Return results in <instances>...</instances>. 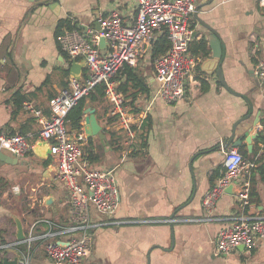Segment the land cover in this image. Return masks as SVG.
Returning a JSON list of instances; mask_svg holds the SVG:
<instances>
[{
	"label": "crops",
	"instance_id": "crops-1",
	"mask_svg": "<svg viewBox=\"0 0 264 264\" xmlns=\"http://www.w3.org/2000/svg\"><path fill=\"white\" fill-rule=\"evenodd\" d=\"M137 2L0 0V132L28 134L32 146L40 140V122L23 108V102H31L48 118L55 96L72 78V59L65 57L56 38L60 20L69 19L80 30L85 25L97 30L99 19L112 10H118L125 21L133 20ZM197 7L189 20L194 32L189 53L198 64L186 97L174 104L151 101L157 84L150 46L137 64L149 92L138 93L133 100L116 88L128 99L126 105L136 113L140 128L145 124L140 129L145 136L141 151L136 138L127 141L124 131L108 115L111 104L106 97L96 95L84 103L83 110H94L104 134L102 139L86 135L84 146L91 144L98 161L90 162L86 157L84 161L96 169L114 168L120 197L115 218L140 220V224L96 229L84 264H264V239L257 240L250 252L238 247L228 254L214 253L219 230L231 217L242 213L237 187L218 199L215 216L224 219L182 221L204 217L202 198L224 171L226 148L222 145L232 135L234 125V139L242 138L237 147L246 151L241 178L250 181V192L255 193L243 211L250 216L264 215V147L256 140L263 125L264 84L253 73L256 62L264 60V8L258 0H196ZM65 29L61 27V32ZM209 29L219 35V47L224 49L221 69L227 88L233 92L214 72L208 74L201 67L212 54ZM201 39L206 41L207 50L199 54L195 45ZM219 47L215 45L214 49ZM85 73L83 67L81 77ZM115 81L118 87L120 81ZM17 94L23 97L19 105L15 102ZM69 122V130L76 132ZM81 125L84 130V113ZM249 126L251 152L243 136ZM109 130L116 134L111 137ZM18 159L17 164L0 160V209L17 211L24 224L39 216L67 223V193L50 164V156L43 159L31 150ZM17 183H26L27 195L22 198L18 197L22 190ZM6 192L15 201L9 210L4 208L2 198ZM48 199L51 201L46 204ZM167 218L178 220L161 221ZM11 224L15 234V221ZM31 263L52 264L41 250Z\"/></svg>",
	"mask_w": 264,
	"mask_h": 264
},
{
	"label": "built area",
	"instance_id": "built-area-1",
	"mask_svg": "<svg viewBox=\"0 0 264 264\" xmlns=\"http://www.w3.org/2000/svg\"><path fill=\"white\" fill-rule=\"evenodd\" d=\"M264 8V0H258ZM196 0H138L134 19L125 21L118 10H112L99 19V29L78 26L65 29L57 35V42L69 59L82 58L85 76L71 78L53 100L48 118L31 102H23L40 122L39 138L49 144L50 164L56 177L65 187L66 203L70 208L67 223H57L45 216L23 223L24 238H6L0 233V261L2 257H17L16 264H32L34 254L41 250L52 264H84L89 258L94 242V232L103 226L125 223L140 224V220L115 218L120 202L114 168L96 169L84 161L86 134L81 128L71 132L67 115L78 101L103 85L111 108L108 115L124 131L127 141H132L140 120L127 98L116 88L115 77L125 66L135 67L140 55L156 36L167 33L169 47L153 60L156 88L151 101L174 104L186 97L189 81L195 76L197 60L190 55L189 46L194 32L189 20L195 12ZM105 46L100 48V38ZM257 80L264 84V60L259 59L253 70ZM262 130L263 125L259 126ZM22 158L32 150L28 134L0 132V151ZM224 171L202 198L203 218L182 221L222 220L215 216L216 205L226 188L237 187L238 204L242 213L231 217L219 230L214 241L215 254H228L242 246L246 252L264 239V215L250 216L243 211L249 204L251 183L241 178L245 159L237 147L224 150ZM228 219V218H226ZM167 218L166 222L176 221ZM5 230V229H4ZM1 264V262H0Z\"/></svg>",
	"mask_w": 264,
	"mask_h": 264
},
{
	"label": "trees",
	"instance_id": "trees-1",
	"mask_svg": "<svg viewBox=\"0 0 264 264\" xmlns=\"http://www.w3.org/2000/svg\"><path fill=\"white\" fill-rule=\"evenodd\" d=\"M61 27H65L66 29H73V28H76L77 25L72 23L69 19L60 20L58 22V26H57V30H56V36L59 33H61ZM168 47H169V40L167 39V33L164 31L163 33L159 34L158 36H156L154 38V40L152 41V43L149 47L150 48L149 53H150L151 61H153L154 58L156 56H158L159 54L164 53ZM195 50L199 54L205 53L207 50L206 41L204 39H201L198 43H196ZM64 55L66 58H68V56L65 53H64ZM115 78H117L120 81V83L117 87L118 90L124 94L130 95V97H132L133 100L136 99V95L138 93H145L146 94L149 92V87H147V85L144 83L142 77L140 76V70L137 68V66L136 67H130V66L125 65L118 72V74L116 75ZM17 95H18V100L17 101L15 100V102H17V104L19 105L20 103H22L23 97L20 96L19 94H17ZM17 95H15V98ZM96 95H98L101 99L105 97L103 85H101V84L96 85V87L94 88L93 91H91L88 95L83 96L78 101V103L69 110L68 115H67V119L70 121L69 122L70 129H72L74 131H79L82 128L81 120H82V115H83L82 110L84 107V103H85L86 99L93 100V97H96ZM146 125H147L146 130H148L150 124L148 123ZM144 126H145V124L144 125L142 124L143 128H144ZM263 126H264V118H263ZM142 127L139 128V130L135 136L138 144L140 145V151H141V148L143 149L145 147V142H144L145 136L142 133V130H140V129H142ZM108 133L111 135V137H113L116 134V132H113L112 130H109ZM256 140H257V142L262 143L263 147H264V128L261 130V132L258 133ZM110 144L113 146L112 142H110ZM83 148H84V155H85L84 157H86L87 160H89L90 162L98 161V156L93 152V147L91 146V144H89L87 146H83ZM237 149L243 155V157L246 155V151L243 147L240 146V147H237ZM254 195H255V193L253 191L250 192V199ZM0 205H1V202H0ZM5 215L8 216L9 215L8 212H6ZM8 219H9V221L14 222V220L11 216H8ZM4 231L5 230L3 228H0V233L4 232Z\"/></svg>",
	"mask_w": 264,
	"mask_h": 264
},
{
	"label": "water",
	"instance_id": "water-1",
	"mask_svg": "<svg viewBox=\"0 0 264 264\" xmlns=\"http://www.w3.org/2000/svg\"><path fill=\"white\" fill-rule=\"evenodd\" d=\"M197 9H198V7L195 8V11ZM97 29H99L98 23H97ZM209 30L212 33V37H214V39H216V42L214 39H212L211 36L208 37L209 45L212 49V54H211V56L207 57L204 62H202L201 67H202V69L204 67L203 71L208 73V74H212L214 72L217 75L220 82L227 88V85H226L224 77H223L222 69H221V62H222V58H223L224 49H222L223 47L222 48L219 47L220 42H221L219 35L216 32H214V30H211V29H209ZM217 43H219V45ZM215 45L219 48L214 49ZM99 46L101 49H103L105 46V41H104L103 37L100 38ZM83 67H84V61L83 60L77 61V60L73 59L71 61V65H70L71 76L77 80L80 79ZM227 89H229V88H227ZM230 91H232V90H230ZM83 113H84V124H85L84 131H85V134L88 137L98 135L99 138H101V139L104 138V134L101 133L102 127L99 124L98 120L96 119V116L94 114V110L92 108L86 107L83 110ZM257 122H258V120L253 121L252 126L256 125ZM235 126L236 125H234V127H233L232 135L228 138V140L225 142V144L222 145L223 148L237 147L241 144L242 138H235L234 139ZM263 128H264V126H263ZM250 131H251V127L249 126L248 129L244 130L243 136H244V139L247 143V150L251 152V150H252V138L253 137L251 136ZM257 136H258V134H257ZM32 152L40 158L47 159L50 156L49 144L46 141H43L40 139L38 142H36L32 146ZM0 160L4 163H7V164H17L20 162L18 158L12 157V156H10V155L2 152V151H0ZM232 189H233V184H230L226 188L225 191L230 192ZM50 201H51L50 199L46 200V204H48ZM13 218H14L15 225H16V233H15L16 238L17 239H23L24 238V232H23L22 220L15 215H13ZM239 248H243V247L240 246ZM0 262H1V264H16L17 263V257L16 256H14L12 258L2 257Z\"/></svg>",
	"mask_w": 264,
	"mask_h": 264
},
{
	"label": "rangeland",
	"instance_id": "rangeland-1",
	"mask_svg": "<svg viewBox=\"0 0 264 264\" xmlns=\"http://www.w3.org/2000/svg\"><path fill=\"white\" fill-rule=\"evenodd\" d=\"M139 63H140V60H139ZM17 184L19 185L18 187L22 190V193L19 194L18 197L19 198H22V196L27 195V186H26V183H23V185H21L19 183H17ZM11 194L12 193H10V195ZM2 198H3V203H4V206H5L4 207L5 209H7L9 206L11 207V204L13 202H15L14 199H12L11 197H9V193L8 192L4 193V195L2 196ZM0 210H2V211H0V228L5 229V231H6V238L8 240H12L13 237L16 236V235L13 233V226H12L11 222L9 221L8 216H12L13 217V215H15V216H18L19 217V213L17 211L13 210V209L12 210L11 209L10 210L7 209V210H9V211H7L9 215L8 216H5L4 214H6V211L3 210V209H0Z\"/></svg>",
	"mask_w": 264,
	"mask_h": 264
}]
</instances>
